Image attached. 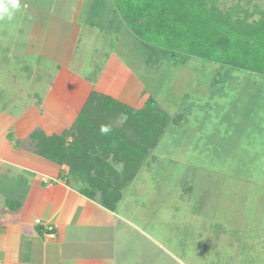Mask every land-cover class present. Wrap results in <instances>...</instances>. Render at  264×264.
Segmentation results:
<instances>
[{"label": "rangeland", "instance_id": "obj_1", "mask_svg": "<svg viewBox=\"0 0 264 264\" xmlns=\"http://www.w3.org/2000/svg\"><path fill=\"white\" fill-rule=\"evenodd\" d=\"M38 1L29 0L24 20L41 9ZM48 1L53 0H40ZM62 1L67 7L72 3ZM88 1L89 21L97 24L91 28L80 23L83 38L74 69L101 90L114 96L124 93L135 107L127 105L130 109L154 99L170 116L165 133L136 173L137 180L121 188L132 197L131 206L141 203L136 218L144 232L189 264H264V75L196 56L175 65L161 47L137 37L113 0ZM216 3L223 9L237 3L250 10L264 6V0ZM22 9L21 5L11 20L0 21L2 40L14 41ZM87 32L93 35L85 37ZM50 36L44 31L39 37ZM26 39L34 40L24 35L14 41L12 51L28 47ZM1 43L0 81L6 86V81L17 82L13 88L25 86L19 68L22 56L5 55ZM127 118L113 113L102 117V125L112 121L119 128ZM144 245L149 246L145 239ZM158 255L159 263L171 264L163 251Z\"/></svg>", "mask_w": 264, "mask_h": 264}, {"label": "crops", "instance_id": "obj_2", "mask_svg": "<svg viewBox=\"0 0 264 264\" xmlns=\"http://www.w3.org/2000/svg\"><path fill=\"white\" fill-rule=\"evenodd\" d=\"M87 1L72 0L67 7L62 0L46 4L39 0L41 9L26 21L23 14L29 0H23L13 39L29 35L34 40L26 39L29 48L15 52L14 41L0 38L5 55L22 56L19 68L25 83L16 89L12 86L17 82L6 81V86L0 81V264H161V251L172 258L171 264H189L158 237L144 232L136 218L141 203L131 206L132 197L122 193L113 208L105 204L100 187H109L111 178L96 177L100 166H94V157L105 155L103 142L97 144L95 139L88 144V151H81L84 158L75 165L40 152L50 137L72 129L92 92L134 107L124 93L114 96L97 88L73 67L82 25L97 24L89 21ZM44 31L53 37L40 38ZM89 35L93 34L87 32L85 37ZM48 42H52L49 49ZM1 65L7 70L5 62ZM72 138L67 137V144ZM107 161L116 170L123 169L122 163Z\"/></svg>", "mask_w": 264, "mask_h": 264}, {"label": "trees", "instance_id": "obj_3", "mask_svg": "<svg viewBox=\"0 0 264 264\" xmlns=\"http://www.w3.org/2000/svg\"><path fill=\"white\" fill-rule=\"evenodd\" d=\"M113 2L137 37L161 47L175 65H184L191 56H196L264 75V6L256 5L250 10L237 3L223 9L216 0ZM163 112L154 99L136 110L110 96L92 92L72 129L50 137V144L41 145L44 150L40 152L55 161L68 159L69 165H75L84 158L81 151L87 152L88 144L95 139L97 144L98 140L103 142L104 157H94V166H100L95 176L108 177L107 181L111 178L109 187L100 190L105 204L113 208L122 196L121 188L135 177L149 151L165 133L170 116ZM113 113L127 114L128 118L119 128L111 122L106 124L112 130L101 134L102 117ZM125 126L136 132V137L127 134ZM69 136L73 138L67 144ZM109 158L122 163L123 169L116 170L112 162L108 163ZM106 168L110 169L108 174Z\"/></svg>", "mask_w": 264, "mask_h": 264}, {"label": "clouds", "instance_id": "obj_4", "mask_svg": "<svg viewBox=\"0 0 264 264\" xmlns=\"http://www.w3.org/2000/svg\"><path fill=\"white\" fill-rule=\"evenodd\" d=\"M20 10L21 0H0V21L11 20ZM111 130L110 125H101V134H108Z\"/></svg>", "mask_w": 264, "mask_h": 264}, {"label": "built area", "instance_id": "obj_5", "mask_svg": "<svg viewBox=\"0 0 264 264\" xmlns=\"http://www.w3.org/2000/svg\"><path fill=\"white\" fill-rule=\"evenodd\" d=\"M41 220H40V218H38L37 219V222H40ZM48 229H50V230H52L53 229V227L52 226H50ZM53 234V233H52Z\"/></svg>", "mask_w": 264, "mask_h": 264}]
</instances>
